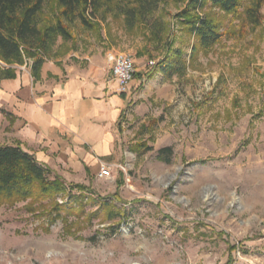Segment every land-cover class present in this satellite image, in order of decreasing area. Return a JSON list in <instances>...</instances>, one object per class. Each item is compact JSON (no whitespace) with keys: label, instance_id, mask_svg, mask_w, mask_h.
Returning <instances> with one entry per match:
<instances>
[{"label":"rangeland","instance_id":"rangeland-1","mask_svg":"<svg viewBox=\"0 0 264 264\" xmlns=\"http://www.w3.org/2000/svg\"><path fill=\"white\" fill-rule=\"evenodd\" d=\"M186 4L162 0L154 14L171 26L175 47L183 35L175 15ZM149 37L109 15L99 38L75 27L72 40L56 42L54 51L65 54L54 61L70 52L78 56L73 62L101 52L133 59L136 82L114 159L101 163L110 176L64 178L49 170L65 187L81 185L95 197L87 212L110 198L121 215L103 224L93 218L75 238L63 235L61 221L37 219L27 203L1 206L0 264H264V23L242 40L224 39L169 79L155 71L165 52ZM6 124L0 144L9 139ZM138 145L149 150L138 153ZM165 147L169 163L157 159ZM76 197L67 189L58 201L70 206Z\"/></svg>","mask_w":264,"mask_h":264},{"label":"trees","instance_id":"trees-1","mask_svg":"<svg viewBox=\"0 0 264 264\" xmlns=\"http://www.w3.org/2000/svg\"><path fill=\"white\" fill-rule=\"evenodd\" d=\"M161 1L0 0V83L14 80L22 66L29 68L33 81H38L43 63L65 54V51H54L58 40L63 43L72 40L75 27L99 38L101 24L109 15L113 19L122 17L127 31H149L148 41L155 49L162 48L165 52L156 63L155 71L168 79L183 76L199 54H208L224 39L242 40L264 23L261 13L264 0H187L184 9L175 15L183 33L175 47L170 39L171 26L154 19ZM187 47L188 59L184 56ZM144 148L138 145L136 152ZM171 156L170 147L157 151V159L162 162L169 163ZM50 174L17 143L0 146V207L27 203L25 210L37 219L46 220L48 225L61 221L63 235L75 238H79L77 231L85 223L91 224L93 218L103 224L121 215L110 198L99 199L97 209L87 212L86 206L95 203V197L88 196L87 189L81 185L65 187L61 178ZM67 189L78 194L70 206L58 201V196ZM70 216L74 223L68 222ZM75 225L77 230L72 231ZM41 228L48 231V227Z\"/></svg>","mask_w":264,"mask_h":264},{"label":"crops","instance_id":"crops-1","mask_svg":"<svg viewBox=\"0 0 264 264\" xmlns=\"http://www.w3.org/2000/svg\"><path fill=\"white\" fill-rule=\"evenodd\" d=\"M99 56L73 62L78 56L70 52L45 61L38 81L28 69L2 81L0 123H7L9 139L0 146L17 143L39 165L64 178L85 177L87 171L94 176L104 160L113 156V161L129 96L117 92L110 63L104 53Z\"/></svg>","mask_w":264,"mask_h":264},{"label":"built area","instance_id":"built-area-1","mask_svg":"<svg viewBox=\"0 0 264 264\" xmlns=\"http://www.w3.org/2000/svg\"><path fill=\"white\" fill-rule=\"evenodd\" d=\"M107 60L110 63L111 80L115 83L117 92L126 94L135 76L132 57L126 53H109L107 54ZM97 176L99 178H108L110 176L109 166L101 164Z\"/></svg>","mask_w":264,"mask_h":264}]
</instances>
